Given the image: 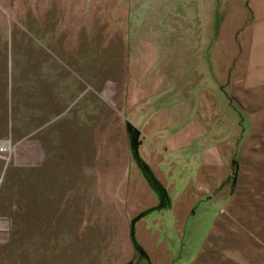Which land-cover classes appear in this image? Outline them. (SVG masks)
<instances>
[{
    "label": "rangeland",
    "instance_id": "374dc122",
    "mask_svg": "<svg viewBox=\"0 0 264 264\" xmlns=\"http://www.w3.org/2000/svg\"><path fill=\"white\" fill-rule=\"evenodd\" d=\"M0 138V264H264V0H0Z\"/></svg>",
    "mask_w": 264,
    "mask_h": 264
},
{
    "label": "trees",
    "instance_id": "16d2710c",
    "mask_svg": "<svg viewBox=\"0 0 264 264\" xmlns=\"http://www.w3.org/2000/svg\"><path fill=\"white\" fill-rule=\"evenodd\" d=\"M148 179H149L150 183L153 185V187L155 188V190L158 192L159 196L163 197L164 201L162 203V206L167 204V201L165 200V196L167 194V191H166L165 187L160 183V181L156 178V176L154 175L152 170L148 171ZM132 238H133L134 246L137 249L141 250L142 248H141L140 244L135 239L134 231H132Z\"/></svg>",
    "mask_w": 264,
    "mask_h": 264
},
{
    "label": "water",
    "instance_id": "95a60500",
    "mask_svg": "<svg viewBox=\"0 0 264 264\" xmlns=\"http://www.w3.org/2000/svg\"><path fill=\"white\" fill-rule=\"evenodd\" d=\"M129 128L132 132V144L136 150V152L139 154V145L141 144V140L139 139L140 134H141V130L135 126H133L132 124L129 125ZM126 264H132V262H128Z\"/></svg>",
    "mask_w": 264,
    "mask_h": 264
},
{
    "label": "built area",
    "instance_id": "2783aa9c",
    "mask_svg": "<svg viewBox=\"0 0 264 264\" xmlns=\"http://www.w3.org/2000/svg\"><path fill=\"white\" fill-rule=\"evenodd\" d=\"M12 140L10 138H0V159L8 157Z\"/></svg>",
    "mask_w": 264,
    "mask_h": 264
}]
</instances>
